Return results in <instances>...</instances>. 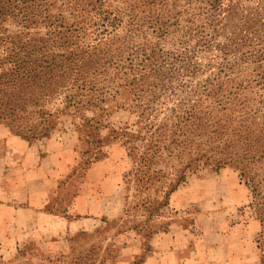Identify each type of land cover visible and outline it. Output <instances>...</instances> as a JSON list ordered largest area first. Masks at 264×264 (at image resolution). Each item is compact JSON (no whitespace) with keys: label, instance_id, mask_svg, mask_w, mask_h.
<instances>
[{"label":"trees","instance_id":"trees-1","mask_svg":"<svg viewBox=\"0 0 264 264\" xmlns=\"http://www.w3.org/2000/svg\"><path fill=\"white\" fill-rule=\"evenodd\" d=\"M122 1L127 6L109 10L106 0H0V24L11 19L21 30L11 35L17 42L9 34L0 35V64L7 66L0 85L21 91L17 101L27 105L34 102L23 92L29 85L37 96L49 98L63 89V113L69 108L81 113L115 100L122 87L132 97L137 124L149 137L167 131L177 148L188 146L189 133L211 143L234 137L243 162L263 158L264 0ZM182 17L186 20L180 27ZM171 34L177 35L176 44L164 50L159 43ZM106 81L111 85L104 87ZM247 91L255 98L244 97ZM174 97L176 103L165 110L166 122L156 124L158 105ZM23 104H1L0 109L13 114L22 112ZM123 135L126 146L132 145L129 139L135 135ZM204 144L210 145L207 140ZM200 147L183 169L204 158L197 153L203 151ZM162 149L168 152L169 147ZM145 156L137 157L135 173L147 163ZM141 263L139 257L131 262Z\"/></svg>","mask_w":264,"mask_h":264},{"label":"rangeland","instance_id":"rangeland-1","mask_svg":"<svg viewBox=\"0 0 264 264\" xmlns=\"http://www.w3.org/2000/svg\"><path fill=\"white\" fill-rule=\"evenodd\" d=\"M125 6L127 3L122 0H106L105 4L109 10ZM169 11L170 14L175 13L174 9ZM186 18L179 19L180 27ZM20 31L11 19L0 24L2 38ZM15 35L11 37L17 42ZM176 38L177 35L171 34L159 45L169 50L176 44ZM2 49L0 45V61L4 59ZM6 68L0 64V73ZM111 75L110 72L106 78ZM103 85L107 87L111 83L106 81ZM61 90L60 96L49 98L44 94L37 96V91L29 85L23 92L34 102L24 105L17 101L21 91L4 90L0 85V105L18 107L23 104L25 107L22 112L13 114L4 107L0 109V124L6 123L32 141L52 138L67 143L75 156L70 184L80 181L92 163L100 162L99 176L104 174L115 181L125 211L117 221H103L95 235L83 237L72 256L47 259L46 264L115 263L121 259L122 249L126 246L129 249L125 253L134 252L133 260L139 257L143 262L153 249L150 243L154 235L171 225L182 226L196 235H203L202 230L207 231V235L215 233V238L218 236V240L223 241L229 228H254L256 231L251 240L253 254L256 264H264V157L243 162L245 155L234 137H224L221 142L211 143L207 137L189 133L186 148L171 144L169 137L172 135L164 130L149 137L142 130L143 125L137 124V118L130 109L132 97L122 87L117 88L115 100L109 99L83 109L81 113H74L71 108L62 112L64 90ZM244 95L247 99L255 98L250 91ZM176 98L161 101L157 107V120H154L156 124L166 122L163 120L168 114L165 110L176 103ZM172 122L176 121L173 119ZM124 132L135 135L136 138L129 139L132 145L124 143L128 140ZM206 140L210 145L204 144ZM199 144L203 151L197 153L205 155L204 158L190 162V166L183 169L187 159L195 157L194 150ZM259 144L264 148V138ZM164 145L169 147L168 152L162 149ZM144 152L148 161L135 173L137 157ZM241 162L245 167H241ZM156 229L161 230L152 235L146 233Z\"/></svg>","mask_w":264,"mask_h":264},{"label":"crops","instance_id":"crops-1","mask_svg":"<svg viewBox=\"0 0 264 264\" xmlns=\"http://www.w3.org/2000/svg\"><path fill=\"white\" fill-rule=\"evenodd\" d=\"M72 152L65 142L27 141L0 124V264H46L47 259L67 258L83 237L97 233L103 221L124 215L115 181L97 172L100 162L70 184ZM202 231L196 235L182 226H169L154 235L153 249L142 264H256L254 228H229L226 242ZM127 249L110 264H131L135 253H125Z\"/></svg>","mask_w":264,"mask_h":264}]
</instances>
